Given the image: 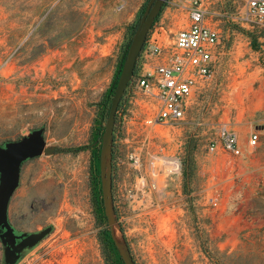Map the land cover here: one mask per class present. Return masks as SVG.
<instances>
[{"label": "rangeland", "instance_id": "1", "mask_svg": "<svg viewBox=\"0 0 264 264\" xmlns=\"http://www.w3.org/2000/svg\"><path fill=\"white\" fill-rule=\"evenodd\" d=\"M180 1L167 0L154 23L165 27V40L172 37L169 3L179 4L177 24L185 18ZM148 2L0 3V147L44 129L47 144L65 150L22 165L9 219L20 231L50 233L18 264H109L99 239L105 224L92 203L89 146L100 103ZM203 3L221 32L220 55L182 131L183 174L160 179L155 189L148 180L146 196L135 200L138 172L126 160L129 148L114 143L116 219L137 264H264V29L245 19L242 0ZM126 90V110H134L137 90ZM123 126L118 119L116 135L126 133ZM223 126L237 132L241 156L209 153ZM254 131L261 135L255 148L248 143ZM160 144L170 154L177 149ZM3 255L0 241V264Z\"/></svg>", "mask_w": 264, "mask_h": 264}, {"label": "built area", "instance_id": "2", "mask_svg": "<svg viewBox=\"0 0 264 264\" xmlns=\"http://www.w3.org/2000/svg\"><path fill=\"white\" fill-rule=\"evenodd\" d=\"M242 2L245 19L264 29V0ZM180 3L185 18L179 24L175 21L179 4L167 5L166 18L173 23L167 26L171 38L165 40L164 26L153 25L147 35L138 58V71L129 83V89L134 85L137 90L135 109L126 110L123 102L116 113L126 133L116 135L115 125V146L117 138L129 148L126 160L138 172L135 200L146 196L148 180L155 189L160 179L173 180L183 174L182 131L190 124L187 116L197 95L213 82L219 62L221 32L209 23L203 0H181ZM161 142L175 144L176 151L165 152L160 148ZM260 142L259 131L252 132L249 145L255 148ZM220 149L225 154L241 156L236 131L227 126L220 129L219 140H212L208 151L215 154ZM113 163L116 166V153ZM211 200L217 207V198L211 197Z\"/></svg>", "mask_w": 264, "mask_h": 264}, {"label": "water", "instance_id": "3", "mask_svg": "<svg viewBox=\"0 0 264 264\" xmlns=\"http://www.w3.org/2000/svg\"><path fill=\"white\" fill-rule=\"evenodd\" d=\"M167 0H150L141 21L128 47L126 59L122 65L121 74L111 101L108 118L101 138L100 178L103 206L111 237L125 264H137L116 219L113 198V148L116 113L125 91L134 75L138 58L146 41L147 35L154 25ZM65 150L50 146L45 141L44 129L34 130L28 136L18 141L9 142L0 147V232L7 229L6 234L12 236L13 230L9 224V206L18 189L21 180L22 165L31 159L52 156ZM50 228L27 236L30 247L38 245L48 234ZM27 234H24L26 236ZM4 234L0 233L3 241ZM4 243V241H3Z\"/></svg>", "mask_w": 264, "mask_h": 264}, {"label": "trees", "instance_id": "4", "mask_svg": "<svg viewBox=\"0 0 264 264\" xmlns=\"http://www.w3.org/2000/svg\"><path fill=\"white\" fill-rule=\"evenodd\" d=\"M4 0H0V3H3ZM137 26H134L132 28L131 31V35L133 36L135 31H136ZM250 37L252 38V41L254 42L256 39V36L252 33L249 34ZM264 35V33H263ZM130 43H128L122 60L120 61V64L118 66V69L115 73L113 82L111 87L109 88L105 98L103 99V101L100 103L99 106V112H98V116L95 120V126H94V130L92 133V142L89 146V150L91 152V166H90V185H91V194H92V203H93V207H94V214L95 217L97 219V221L100 224H105L104 229L102 230V232H100V242L103 246V250H104V255L106 257V260L108 261L109 264H125L122 260L121 255L119 254L115 243L111 237L110 231H109V227H108V223H107V218L105 216V211H104V206H103V199H102V190H101V178H100V151H101V138L105 129V125H106V121L108 118V113H109V108L111 105V101L118 83V79L119 76L121 74V69H122V65L126 59L127 56V51H128V47H129ZM138 67H139V59L136 65V69H135V74L138 71ZM129 88V85L127 87V89ZM127 92V90H126ZM124 97L121 101V103L124 102ZM120 103V106H121ZM119 106V107H120ZM117 125V119H116V123ZM185 176L187 178H190L191 175L194 172V167L191 164V160H190V154H188L186 161H185Z\"/></svg>", "mask_w": 264, "mask_h": 264}, {"label": "flooded vegetation", "instance_id": "5", "mask_svg": "<svg viewBox=\"0 0 264 264\" xmlns=\"http://www.w3.org/2000/svg\"><path fill=\"white\" fill-rule=\"evenodd\" d=\"M150 2V0H149ZM148 2V4H149ZM147 4V5H148ZM147 7V6H146ZM159 16V15H158ZM157 19V18H156ZM113 158H115V151L113 148ZM114 180V177H113ZM114 184H113V196H114ZM9 224L13 230L12 236L7 235V229H3L0 233L4 234L3 241L0 239L3 246V262L2 264H18L28 253V251L33 248L30 247V242L27 241V236L37 233V232H25L20 231L16 226L10 221ZM24 234H27L24 236Z\"/></svg>", "mask_w": 264, "mask_h": 264}, {"label": "crops", "instance_id": "6", "mask_svg": "<svg viewBox=\"0 0 264 264\" xmlns=\"http://www.w3.org/2000/svg\"><path fill=\"white\" fill-rule=\"evenodd\" d=\"M169 25H173V23H170ZM202 91H203V90H202ZM202 91H201V92H202ZM201 92H200V93H201ZM200 93H199V94H200ZM199 94H198V95H199ZM198 95H197V97H198ZM197 97H196V99L194 100V102L197 100ZM194 102H193V103H194ZM191 109H192V108H191Z\"/></svg>", "mask_w": 264, "mask_h": 264}]
</instances>
